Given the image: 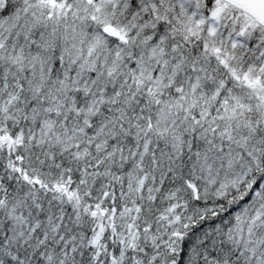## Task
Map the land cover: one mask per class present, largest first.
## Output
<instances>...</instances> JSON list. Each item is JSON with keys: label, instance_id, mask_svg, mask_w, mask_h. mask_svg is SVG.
I'll use <instances>...</instances> for the list:
<instances>
[{"label": "snow or ice", "instance_id": "6c2138e0", "mask_svg": "<svg viewBox=\"0 0 264 264\" xmlns=\"http://www.w3.org/2000/svg\"><path fill=\"white\" fill-rule=\"evenodd\" d=\"M0 264H264V0H0Z\"/></svg>", "mask_w": 264, "mask_h": 264}]
</instances>
